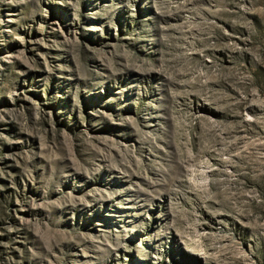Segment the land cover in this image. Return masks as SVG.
<instances>
[{"label": "rangeland", "instance_id": "obj_1", "mask_svg": "<svg viewBox=\"0 0 264 264\" xmlns=\"http://www.w3.org/2000/svg\"><path fill=\"white\" fill-rule=\"evenodd\" d=\"M0 264H264V0H0Z\"/></svg>", "mask_w": 264, "mask_h": 264}]
</instances>
